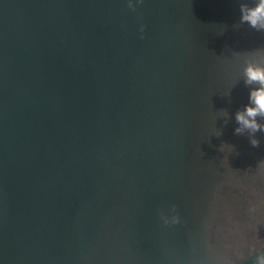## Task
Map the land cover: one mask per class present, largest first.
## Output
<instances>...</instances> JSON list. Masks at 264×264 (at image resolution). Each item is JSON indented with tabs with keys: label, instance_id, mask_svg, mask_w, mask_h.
I'll return each instance as SVG.
<instances>
[{
	"label": "water",
	"instance_id": "95a60500",
	"mask_svg": "<svg viewBox=\"0 0 264 264\" xmlns=\"http://www.w3.org/2000/svg\"><path fill=\"white\" fill-rule=\"evenodd\" d=\"M240 2L0 0V264H254Z\"/></svg>",
	"mask_w": 264,
	"mask_h": 264
},
{
	"label": "clouds",
	"instance_id": "9594fccd",
	"mask_svg": "<svg viewBox=\"0 0 264 264\" xmlns=\"http://www.w3.org/2000/svg\"><path fill=\"white\" fill-rule=\"evenodd\" d=\"M137 3H143V0H128V7L135 10ZM240 19L239 23L234 25L235 28H240L247 24L250 28L258 32H264V0H253L252 4L248 2H240ZM143 31V26L141 28ZM238 59L244 64L243 79L244 84L250 88L248 103L238 109L235 114V120L238 127L235 128L236 134H249L250 143L252 146H259L260 140L256 133H264V47L258 48L249 54L241 56L237 53ZM231 89L224 93L225 96L231 97ZM223 117H228L226 110L220 111ZM259 118V119H258ZM227 122V121H225ZM222 134L220 130L219 135ZM179 220V217H176ZM254 264H264V252L254 261Z\"/></svg>",
	"mask_w": 264,
	"mask_h": 264
}]
</instances>
